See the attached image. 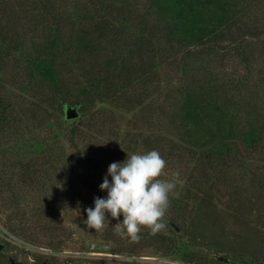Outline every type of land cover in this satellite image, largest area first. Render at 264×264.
<instances>
[{
	"label": "trees",
	"instance_id": "obj_1",
	"mask_svg": "<svg viewBox=\"0 0 264 264\" xmlns=\"http://www.w3.org/2000/svg\"><path fill=\"white\" fill-rule=\"evenodd\" d=\"M65 105L85 115L65 132L76 167L68 179L50 158L61 132H38L60 130ZM153 149L168 164L162 178L182 191L170 229L184 231L200 178L222 180L240 206L252 198L239 191L264 206V0H0V188L39 187L51 172L86 213L94 206L74 186L87 161ZM140 237L184 243L147 228Z\"/></svg>",
	"mask_w": 264,
	"mask_h": 264
},
{
	"label": "rangeland",
	"instance_id": "obj_2",
	"mask_svg": "<svg viewBox=\"0 0 264 264\" xmlns=\"http://www.w3.org/2000/svg\"><path fill=\"white\" fill-rule=\"evenodd\" d=\"M114 114L119 125L128 122L126 114ZM78 117L85 119L80 111ZM78 117H63L60 130L55 124H49L54 127L51 130L45 124L38 131L42 136L61 132L51 143L50 158L67 179L76 167L65 132L72 123L79 122ZM91 130L99 137V144H111L107 137H101L100 127L93 124ZM3 161L0 158V168ZM113 162L110 153L102 152L85 163L74 187L88 206H94L96 197L106 198L107 192L99 186ZM108 179L111 182L110 176ZM200 180L206 186L198 193L197 203L188 204L180 223L184 231L175 222L178 230L168 225L162 230L184 242L175 250L155 239L140 237V241H133L122 237L116 233L117 221L113 219L105 221L107 226L102 231L88 227L84 222L86 213L70 194L62 192L66 188L51 172L42 176L39 187L11 181L0 188V264H10L9 258L25 264H264V206L254 194L239 191L242 200L252 198L251 203L240 206L235 191L222 180ZM181 192L170 194V210ZM49 227L55 231L52 233Z\"/></svg>",
	"mask_w": 264,
	"mask_h": 264
},
{
	"label": "clouds",
	"instance_id": "obj_3",
	"mask_svg": "<svg viewBox=\"0 0 264 264\" xmlns=\"http://www.w3.org/2000/svg\"><path fill=\"white\" fill-rule=\"evenodd\" d=\"M167 167V161L155 149L127 154L123 162L111 163L99 186L107 196L94 198V207L85 210L84 222L93 230L102 231L110 216L117 221L116 233L133 241L140 239L142 228L152 234L164 230L169 197L177 186L175 180L162 178ZM173 175L178 178L180 173Z\"/></svg>",
	"mask_w": 264,
	"mask_h": 264
},
{
	"label": "water",
	"instance_id": "obj_4",
	"mask_svg": "<svg viewBox=\"0 0 264 264\" xmlns=\"http://www.w3.org/2000/svg\"><path fill=\"white\" fill-rule=\"evenodd\" d=\"M64 116L67 120L77 118L79 116V106L78 105H65L64 106ZM171 226L176 230L179 228L175 223L171 222ZM11 264H19L17 261H11Z\"/></svg>",
	"mask_w": 264,
	"mask_h": 264
},
{
	"label": "flooded vegetation",
	"instance_id": "obj_5",
	"mask_svg": "<svg viewBox=\"0 0 264 264\" xmlns=\"http://www.w3.org/2000/svg\"><path fill=\"white\" fill-rule=\"evenodd\" d=\"M10 259V261H9V263L11 264V261H12V259L11 258H9ZM13 261H15V260H13ZM34 261H35V259H34ZM20 263L19 264H25V263H23V262H21V261H19ZM40 264H48L47 262L45 263L44 261L42 262V263H40Z\"/></svg>",
	"mask_w": 264,
	"mask_h": 264
}]
</instances>
